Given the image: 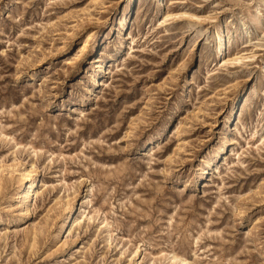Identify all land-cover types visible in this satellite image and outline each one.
Listing matches in <instances>:
<instances>
[{"label": "rangeland", "instance_id": "1", "mask_svg": "<svg viewBox=\"0 0 264 264\" xmlns=\"http://www.w3.org/2000/svg\"><path fill=\"white\" fill-rule=\"evenodd\" d=\"M0 264H264V0H0Z\"/></svg>", "mask_w": 264, "mask_h": 264}, {"label": "bare ground", "instance_id": "2", "mask_svg": "<svg viewBox=\"0 0 264 264\" xmlns=\"http://www.w3.org/2000/svg\"><path fill=\"white\" fill-rule=\"evenodd\" d=\"M118 26H119V27H122V26H123L121 20L119 21ZM216 37H217V40H220V35H219V34H218ZM217 40H216V41H217ZM238 60H239V58H237V59H235V60H233V61H238ZM147 143H149V142H147ZM210 167H211V166H210ZM32 186H33V182L29 183V188H28V191H27V193H26L28 197H29L28 194H29V192H30L29 190H31V188H33ZM30 196H31V195H30ZM28 197H27V198H28Z\"/></svg>", "mask_w": 264, "mask_h": 264}]
</instances>
